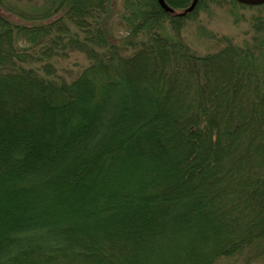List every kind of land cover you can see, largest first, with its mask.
<instances>
[{"label": "trees", "instance_id": "1", "mask_svg": "<svg viewBox=\"0 0 264 264\" xmlns=\"http://www.w3.org/2000/svg\"><path fill=\"white\" fill-rule=\"evenodd\" d=\"M193 1L0 0V94L39 104L0 105V264H264V4Z\"/></svg>", "mask_w": 264, "mask_h": 264}, {"label": "rangeland", "instance_id": "2", "mask_svg": "<svg viewBox=\"0 0 264 264\" xmlns=\"http://www.w3.org/2000/svg\"><path fill=\"white\" fill-rule=\"evenodd\" d=\"M243 12H245L246 16L249 18L252 11L245 9ZM233 20L234 19L231 17L227 7L222 9L214 8L209 11L208 14L201 11L195 19H190L188 21V25L185 28V35L187 36V40L190 44L195 48L198 47L201 53L214 51L218 46L222 45V43L219 42V37L224 34L239 37L240 32L243 29H250L247 21L241 25H235ZM77 57L78 61L75 62H73V59L64 61V63L69 64L71 67L78 65L74 68L75 73L89 63V60L85 58L84 55L77 53ZM140 72H142V70ZM145 72H148V69ZM19 90H6L0 94V105L3 102H14L15 104H18V109L15 111L16 117L22 116L23 114L26 115V111L28 109L33 110L39 108L37 99L33 97L32 89ZM8 109H10V104L8 107L3 106V109L0 108V133H2L0 138H6L11 134H17L22 129V126H19V128L12 125ZM31 113L34 112L31 111ZM60 117L61 115H57L53 112L45 113L44 123H49L50 121H53V119L59 120ZM147 163H151V161L147 160ZM0 218L8 219L9 216H7L6 213H1ZM212 223L214 222L211 221V224L210 222L203 223V228H208L209 225L211 227ZM130 264L134 263L131 261Z\"/></svg>", "mask_w": 264, "mask_h": 264}, {"label": "water", "instance_id": "3", "mask_svg": "<svg viewBox=\"0 0 264 264\" xmlns=\"http://www.w3.org/2000/svg\"><path fill=\"white\" fill-rule=\"evenodd\" d=\"M160 5L168 12H174V8H172L167 2L166 0H158ZM243 4H247V5H261L264 4V0H237ZM198 4V0H194L192 2V4L185 10L184 13H188L191 12L195 9V7Z\"/></svg>", "mask_w": 264, "mask_h": 264}, {"label": "bare ground", "instance_id": "4", "mask_svg": "<svg viewBox=\"0 0 264 264\" xmlns=\"http://www.w3.org/2000/svg\"><path fill=\"white\" fill-rule=\"evenodd\" d=\"M16 105H18V104H16Z\"/></svg>", "mask_w": 264, "mask_h": 264}]
</instances>
